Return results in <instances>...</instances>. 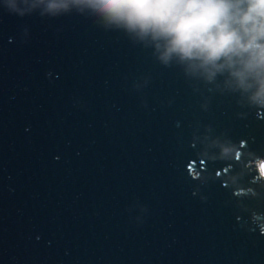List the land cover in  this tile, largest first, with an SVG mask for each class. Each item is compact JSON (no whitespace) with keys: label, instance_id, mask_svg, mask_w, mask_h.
<instances>
[{"label":"water","instance_id":"95a60500","mask_svg":"<svg viewBox=\"0 0 264 264\" xmlns=\"http://www.w3.org/2000/svg\"><path fill=\"white\" fill-rule=\"evenodd\" d=\"M250 154L246 96L75 9L0 7V264H264Z\"/></svg>","mask_w":264,"mask_h":264},{"label":"clouds","instance_id":"9594fccd","mask_svg":"<svg viewBox=\"0 0 264 264\" xmlns=\"http://www.w3.org/2000/svg\"><path fill=\"white\" fill-rule=\"evenodd\" d=\"M0 7L21 18L37 9L50 18L75 9L152 48L161 64L175 62L186 76L264 108V0H0ZM216 143L221 159L243 158L237 144ZM246 167L264 181V156L250 154ZM261 216L251 219L264 233Z\"/></svg>","mask_w":264,"mask_h":264}]
</instances>
